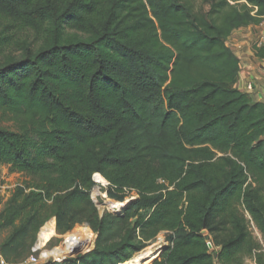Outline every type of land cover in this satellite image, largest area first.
<instances>
[{
	"label": "trees",
	"instance_id": "1",
	"mask_svg": "<svg viewBox=\"0 0 264 264\" xmlns=\"http://www.w3.org/2000/svg\"><path fill=\"white\" fill-rule=\"evenodd\" d=\"M207 3L0 0V114L18 128L0 130V177L37 180L0 213L6 261L26 260L55 218L98 238L52 264H127L162 232L154 264H264V103L236 87L227 45L264 22V0ZM95 175L113 201L138 198L100 218Z\"/></svg>",
	"mask_w": 264,
	"mask_h": 264
},
{
	"label": "rangeland",
	"instance_id": "2",
	"mask_svg": "<svg viewBox=\"0 0 264 264\" xmlns=\"http://www.w3.org/2000/svg\"><path fill=\"white\" fill-rule=\"evenodd\" d=\"M193 2L197 10L208 12L210 9V6L207 3V0H193ZM261 31L262 30L244 31L243 33H240L237 36L233 37L231 41H229L228 39L229 42L227 41V45H229L231 49L235 50L236 54H239L240 56L242 54L241 57H243L242 59L243 64L248 63L249 58L251 61H253V63L257 62V60L255 61L253 60V55L254 53L256 54L255 48H257L258 44L261 42V39H260ZM236 45H240V46L237 47ZM245 57H248V58H245ZM243 64L241 65L242 68H243ZM258 74H259V77L262 78V80H260L258 84H260V86L263 87L262 84H264V74L263 73H258ZM239 80H240V76H239ZM261 90H264V88H262ZM261 90H259V92H255V93L253 92L251 94V97L253 99L257 98V95L258 93L259 94L261 93ZM250 92L251 90L249 91V93ZM0 130L18 132V128L16 127L15 123L12 122L7 116H3L2 114H0ZM98 182H99V185L101 186H98L97 189H95L96 188L95 187L91 192V196L95 204L97 215L100 218H102L108 213H113L107 210L106 208L109 205L115 202H118V201H113V199H111L108 196V190H109L110 185H108V183L104 180L103 177H100L98 179ZM36 183H37V180L35 178L30 177L29 175L25 173L14 172L8 166L3 167L2 172H1V177H0V213L4 210L5 206L7 205L8 201L11 199L14 191L17 188L23 187V188H26L28 191H31L30 188L33 187ZM137 198H138V194L135 191H133L127 194L126 200L129 202V200L134 201ZM103 201H105L104 204H100ZM53 220L55 221V229H54V232H52L51 237H53L54 235L55 236L52 238V240L48 244L47 246L48 249L54 250L55 248H59L55 251L56 254L69 255L73 251V249L69 248L68 246L70 242H71L70 244H72V246H74L75 248L78 246H76L75 245L76 243L74 244V242H79L80 247L83 248L81 255H85L94 249L95 241L98 238V234L92 229V227L88 223L78 225L72 231L68 233L60 234L57 231L56 219L52 218L49 222ZM250 230L253 236L255 237V239L257 240V242H262V239H263L262 235L260 234L256 226H254L252 222L250 223ZM42 232L40 231L41 234L39 233L40 238L42 236ZM11 233H12V229H5V230L0 231V244L3 243L10 236ZM73 233H74L73 238L67 241V245L66 247H64L68 236ZM39 235H38V238H39ZM166 238H167V233L162 232L154 240L148 243V246L146 248L148 249V251L146 252L144 256H142L141 263L139 264H154V262L160 258L164 250L169 246ZM211 249L214 250L213 247H211ZM76 257L77 255H73V256L70 255V256H65L66 259L64 260L62 258H58V259L65 261L67 259L76 258Z\"/></svg>",
	"mask_w": 264,
	"mask_h": 264
},
{
	"label": "crops",
	"instance_id": "3",
	"mask_svg": "<svg viewBox=\"0 0 264 264\" xmlns=\"http://www.w3.org/2000/svg\"><path fill=\"white\" fill-rule=\"evenodd\" d=\"M249 30H255V31L262 30L260 33L261 42L258 44L257 48L264 47V31H263L264 30V22L259 26L251 25V26L244 27V28H241V29L235 31L233 33V35L229 38V41H231L232 38L237 36L238 34L243 33L244 31H249ZM236 46L238 47L240 45H236ZM233 51H234V54L240 59L241 65H242L243 64L242 63L243 57H241L242 54L240 56L239 54L235 53V50H233ZM245 58H248V57H245ZM253 60L254 61L257 60V62L253 63V61H251L249 58V62L244 63L243 68L241 67V70L243 72L242 71L240 72V80L238 81L237 86H236L241 92L250 95V97H251V94L253 92L254 93L259 92V90L264 88V84H262L263 87L260 86V84H258V82H260V80H262V78L259 77L258 73L264 74V59L257 57L256 54L254 53ZM242 87H243V89H242ZM250 90H251V92L249 93ZM252 100L254 103H264V90H261V93L260 94L258 93L257 98H255V99L252 98Z\"/></svg>",
	"mask_w": 264,
	"mask_h": 264
},
{
	"label": "built area",
	"instance_id": "4",
	"mask_svg": "<svg viewBox=\"0 0 264 264\" xmlns=\"http://www.w3.org/2000/svg\"><path fill=\"white\" fill-rule=\"evenodd\" d=\"M53 237H51L44 245H39V241H40V235H39V238H38L36 245L32 248L31 255L20 264H52L55 262H62V260H59L58 258H62L64 260V259H66L65 256H70V255L71 256H73V255L78 256L79 254L81 255L83 248L80 246L76 247L72 251V253L69 255L56 254L55 251L59 248H55L54 250L48 249L47 246ZM66 245H67V240L65 242L64 247H66ZM78 250H79V253L75 254V251H78ZM0 264H14V263H10V262L6 261L2 256H0Z\"/></svg>",
	"mask_w": 264,
	"mask_h": 264
},
{
	"label": "bare ground",
	"instance_id": "5",
	"mask_svg": "<svg viewBox=\"0 0 264 264\" xmlns=\"http://www.w3.org/2000/svg\"><path fill=\"white\" fill-rule=\"evenodd\" d=\"M101 176L100 175H96L95 176V181H96V183L98 184V186H99V182H98V179L100 178ZM108 185H109V183H108ZM107 185V186H108ZM132 201H130L129 200V202L127 201V202H115V203H113V204H111V205H109L106 209L107 210H109V211H111V212H113L114 214H120L122 211H123V209L128 205V204H130ZM48 230L44 233V235H43V238L45 239V240H49L50 238H51V236H48ZM71 243V242H70ZM69 243V248H71V249H75V247L74 246H72V244H70ZM76 243V244H75ZM45 243H43L42 242V236H41V238H40V241H39V245H44ZM74 244L76 245V246H80V244H79V242H74ZM148 251V249H145V250H143L142 252H140V253H138V254H136L130 261H128V263L127 264H139V263H141V258H142V256H144L145 254H146V252Z\"/></svg>",
	"mask_w": 264,
	"mask_h": 264
},
{
	"label": "water",
	"instance_id": "6",
	"mask_svg": "<svg viewBox=\"0 0 264 264\" xmlns=\"http://www.w3.org/2000/svg\"><path fill=\"white\" fill-rule=\"evenodd\" d=\"M96 176V175H95ZM95 176H94V183L96 184V188L95 189H97V187H98V184L96 183V181H95ZM109 185H110V183H109ZM100 207H102V206H100ZM76 253H79V250L78 251H75V254Z\"/></svg>",
	"mask_w": 264,
	"mask_h": 264
}]
</instances>
